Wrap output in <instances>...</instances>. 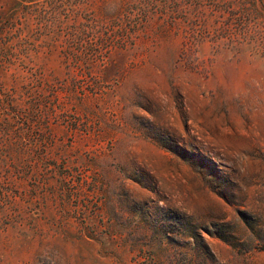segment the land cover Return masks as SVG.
Here are the masks:
<instances>
[{"label": "rangeland", "instance_id": "obj_1", "mask_svg": "<svg viewBox=\"0 0 264 264\" xmlns=\"http://www.w3.org/2000/svg\"><path fill=\"white\" fill-rule=\"evenodd\" d=\"M0 264H264V0H0Z\"/></svg>", "mask_w": 264, "mask_h": 264}]
</instances>
